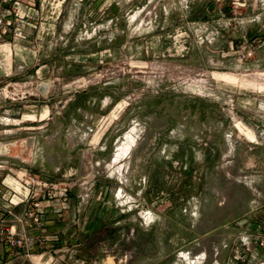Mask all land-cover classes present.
Returning a JSON list of instances; mask_svg holds the SVG:
<instances>
[{"label": "rangeland", "instance_id": "rangeland-1", "mask_svg": "<svg viewBox=\"0 0 264 264\" xmlns=\"http://www.w3.org/2000/svg\"><path fill=\"white\" fill-rule=\"evenodd\" d=\"M7 1L0 47L23 29L37 60L0 78V100L50 103L52 121L4 158L97 214L76 262L264 264V0Z\"/></svg>", "mask_w": 264, "mask_h": 264}, {"label": "crops", "instance_id": "crops-1", "mask_svg": "<svg viewBox=\"0 0 264 264\" xmlns=\"http://www.w3.org/2000/svg\"><path fill=\"white\" fill-rule=\"evenodd\" d=\"M28 7L29 6H25L24 10L29 9ZM29 44L32 43L26 34L23 38L18 39V44L13 45L9 43L1 46L6 47L4 55L1 54L2 50L0 47V56L3 55L4 59L11 65L10 68H3L0 66V78L9 77L12 81L13 78H16V76L29 73L31 70L33 73V68L35 67L34 64L37 60V53L27 47ZM40 71L41 70H37L36 73H39ZM50 88L51 86H49L46 93L39 92L35 97L41 96L43 99L47 100L50 95ZM89 93L90 92L88 91H84L83 95H87ZM30 102L40 104V102L45 101H26V103ZM47 102L49 103L51 100L48 99ZM96 102L97 101L93 97H88V104ZM98 103L104 104L101 107L102 110L106 109L109 105V103L101 100H99ZM49 104L32 106L25 105L23 102L16 104L0 100V144L8 147V151L5 154H0V165L2 166V168H0V182L6 180L7 183L15 185L13 182L16 174L23 171L29 172L28 168H21L19 165L15 166L19 169L12 167L14 165H12L11 161L4 157L12 154L14 147H17L19 141L26 142V139L17 137V135H19V131H28V134H34L36 135V138L39 137V135L43 136L42 133L45 132L44 129L51 125L52 121L49 114ZM26 109L34 113V115L31 116V118H34L33 120L27 119L30 116L25 115L24 111ZM99 118H101V116ZM99 118H92L96 120L93 125H101L102 122L99 121ZM75 122V120H72V124ZM37 123H40V127H36ZM11 125H22L23 127L16 129L8 128ZM112 127L113 126H110L106 129V131H100L96 135L89 137L87 140L89 145L88 150L91 153H96L98 151L105 152L109 149V145L114 138L112 133H110ZM37 129H40L41 132H30L38 131ZM58 135V132H51L49 134V138L50 140H53L58 138ZM21 146H23L22 143ZM20 151H24L23 147ZM34 173L36 176H44L39 170H35ZM79 199L80 196H73L69 200L68 208L64 209L60 214L56 215L50 211L46 215L45 236L47 237V241L43 245L36 248V255L31 259L23 255L18 250H12L7 243L0 241V264H106V261L98 263L84 261L81 263L76 262V249L78 248L79 252H84L86 248L84 243L88 240L87 237H90L93 231L100 226L97 214H95L94 217L91 214L89 217L85 216V218H82V213H84L85 210L80 208V206L83 205L86 199L82 198V204L79 203ZM77 205L78 207H76ZM24 209L25 208L23 206L18 207L16 208V212L22 214ZM81 238H85V240L82 241L80 240ZM78 241L79 243H77ZM115 264H120V262H116Z\"/></svg>", "mask_w": 264, "mask_h": 264}, {"label": "built area", "instance_id": "built-area-1", "mask_svg": "<svg viewBox=\"0 0 264 264\" xmlns=\"http://www.w3.org/2000/svg\"><path fill=\"white\" fill-rule=\"evenodd\" d=\"M7 25L11 26L12 23L9 21ZM15 36L23 38V29H15ZM13 183L15 185L6 180L0 182V241L31 259L36 255V248L47 241L46 215L50 211L58 215L68 208L70 187L66 183L53 182L27 171L16 174ZM21 206L25 209L19 214L16 208Z\"/></svg>", "mask_w": 264, "mask_h": 264}, {"label": "bare ground", "instance_id": "bare-ground-1", "mask_svg": "<svg viewBox=\"0 0 264 264\" xmlns=\"http://www.w3.org/2000/svg\"><path fill=\"white\" fill-rule=\"evenodd\" d=\"M134 138L135 137L133 135H129L128 140H132L133 141ZM130 144L127 145L128 147H125L126 149L123 152H121V154L118 156L117 160L120 159V158H124L127 155L128 151H129V149L131 147ZM7 151H8V147L6 145L0 144V154H5Z\"/></svg>", "mask_w": 264, "mask_h": 264}, {"label": "water", "instance_id": "water-1", "mask_svg": "<svg viewBox=\"0 0 264 264\" xmlns=\"http://www.w3.org/2000/svg\"><path fill=\"white\" fill-rule=\"evenodd\" d=\"M47 89H48V86L46 84H43L42 86H40L39 91L41 93H46Z\"/></svg>", "mask_w": 264, "mask_h": 264}]
</instances>
